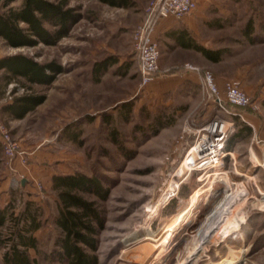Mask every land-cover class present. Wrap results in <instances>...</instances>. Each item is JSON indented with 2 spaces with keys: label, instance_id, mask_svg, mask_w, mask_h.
<instances>
[{
  "label": "rangeland",
  "instance_id": "374dc122",
  "mask_svg": "<svg viewBox=\"0 0 264 264\" xmlns=\"http://www.w3.org/2000/svg\"><path fill=\"white\" fill-rule=\"evenodd\" d=\"M149 1L141 16L139 10L119 9L101 0H72L83 17L57 44L11 48L0 39V57L25 53L40 62L56 60L65 68L50 86L37 87L47 99L27 118L32 135H45L39 138V147L48 153L42 165L56 172L99 174L109 187L108 198L98 199L106 216L96 251L100 264H264V0L238 4L248 6L249 16L256 20L255 39L251 42L243 35V23L225 29L227 44L237 51L215 66L229 77L240 74L237 78L253 102V107L241 109L224 97L223 106L212 99L206 102L202 91L169 92L165 98L147 91L133 60L132 34L144 20ZM105 59L116 61L97 80L93 66ZM129 62L133 64L126 73ZM13 87H8V100ZM23 93L21 89L16 95ZM126 101L134 102L129 119L122 113ZM159 116L168 124L158 129ZM235 117L251 126L250 136L245 131L238 135ZM2 119L12 131L10 122ZM214 120L228 128L222 165L228 182L206 179L209 169L188 171L189 165L184 166L187 174L177 175L190 156L188 150L200 140V128ZM35 137L29 142L38 140ZM17 140L29 153L28 166L32 151ZM254 159L260 165L254 166ZM216 170L211 169V175ZM23 174L30 176L17 164L11 171L6 157L0 163V207L10 212L0 264H5L11 245L19 242V230L27 223L21 215L31 200L42 208V226L33 233L39 244L37 250H29L30 256L36 264H63L54 254L57 194L47 185V176L32 174L26 187L20 180ZM196 192H203L201 199ZM189 205L191 212L183 219L194 214L190 228L171 237Z\"/></svg>",
  "mask_w": 264,
  "mask_h": 264
},
{
  "label": "trees",
  "instance_id": "16d2710c",
  "mask_svg": "<svg viewBox=\"0 0 264 264\" xmlns=\"http://www.w3.org/2000/svg\"><path fill=\"white\" fill-rule=\"evenodd\" d=\"M17 1L0 0V39L11 48L57 44L83 17L80 5H71L72 0H22L20 5H13ZM101 1L113 6H121L128 4L130 0ZM254 28V24L250 22L244 29V33L251 34V42L255 39L252 34ZM115 61L114 59L100 61L98 63L100 75L105 73L108 66ZM64 71L65 68L56 60L40 62L25 53L1 57L0 97L5 96L9 85H14L10 90L12 100L4 103L0 109L5 121L9 123L12 119H22L28 113L35 111L47 99L46 92L39 91L37 87L50 86ZM21 89L24 93L16 95ZM133 106L132 101L123 104L122 113L128 119ZM234 121L240 127L238 135L244 131L246 135H251L252 128L248 123L237 117ZM167 124L160 116L156 117L158 129ZM4 159L0 142V163ZM52 189L57 194V216L54 220L59 230L55 239L56 258L63 264H100L96 251L106 216L98 204V199L108 198L109 187L103 184L99 174L90 175L84 171H75L54 174ZM41 214L39 208L27 204L26 210L21 215L27 223L19 230V242L15 241L5 254V264H36L29 250L38 249L39 240L33 233L42 226ZM9 216V207H0V248L7 243L3 229Z\"/></svg>",
  "mask_w": 264,
  "mask_h": 264
},
{
  "label": "crops",
  "instance_id": "0c3cea01",
  "mask_svg": "<svg viewBox=\"0 0 264 264\" xmlns=\"http://www.w3.org/2000/svg\"><path fill=\"white\" fill-rule=\"evenodd\" d=\"M147 1L148 0H142L139 2V0H130L126 5L111 6L119 9L139 10L142 16ZM241 1L242 0H198L197 8L180 20L167 16L159 21L156 29V37L159 39L160 52H162L160 58L162 73L148 84L149 87L147 91H149L152 96H161L165 98L167 93H175L176 91L181 94L193 93L195 91L201 93L202 72L210 69L214 70L215 79H217L218 84L223 89L225 80L233 77H229L231 75L229 73L223 74L217 71V67L215 66H217L216 64L229 61L228 56L230 54H235L237 51L232 45L227 44L228 37L225 34V29L233 28L242 23L245 29L250 22H252L254 26H257L256 20H254V18L251 19L249 16L250 8L248 6H243L242 8V5H238ZM137 3L140 5L137 6ZM246 14L247 16H245ZM243 35L247 36L251 41V34H246L243 31ZM232 36L230 35V37ZM235 43L238 42L233 41V44ZM133 60H135L134 63L139 71L136 56ZM99 62L100 61H97L93 66V73L97 80L100 78ZM186 63L199 67L200 71L182 68V65ZM132 64V62H129V65L126 64L127 67L125 71L129 70ZM239 75L240 74L235 73L234 76H236V78L233 79L241 81L242 85V80L237 78ZM7 92H9V90ZM6 94L0 97V109L4 103L12 100H8ZM31 113L32 112L28 113L22 119H12L9 121L14 136L19 139L22 146H27V148L32 151V155H30L32 157H29L32 163L27 166L18 159L15 164H17L18 168L27 170L30 176L32 174L36 177L47 176V185L52 187V178L54 174H67L69 172H56L53 171V166L42 165L48 153L45 147H39V138L45 135L37 137L32 135L30 131L31 126L27 123V118ZM0 116L4 118L1 111ZM34 137L38 140L29 142V139ZM30 176L26 174L21 176V181L26 179L25 184H23L26 185V187L31 183ZM28 203H30L33 208H39V211L42 212L40 204L36 201L31 200L28 201L27 204ZM40 218L42 219V216H40Z\"/></svg>",
  "mask_w": 264,
  "mask_h": 264
},
{
  "label": "built area",
  "instance_id": "2783aa9c",
  "mask_svg": "<svg viewBox=\"0 0 264 264\" xmlns=\"http://www.w3.org/2000/svg\"><path fill=\"white\" fill-rule=\"evenodd\" d=\"M198 0H150L147 6V12L144 20L135 27L132 37L134 38V48L137 64L139 67L141 81L143 85L152 82L154 78L162 73L160 66V44L156 37V29L162 18L171 16L180 20L187 14L197 8ZM182 68L188 70H199L190 63L182 65ZM202 92L206 102L214 101V103L223 106V97L231 105L239 107H253V102L248 93H246L241 85V81L237 79H226L223 91L215 79L212 71L205 70L202 72ZM242 118L248 122L247 118L241 114ZM251 124L250 122H248ZM252 125V124H251ZM207 128V129H206ZM219 128L220 131H216ZM224 123H209L207 126L200 128L202 135L196 144L195 159L189 164L191 169H213L224 168V159L227 157L225 152V142L227 140V130L222 131ZM0 142L2 143L5 157L11 171L14 172V164L19 159L23 164L27 163L28 151L21 149L18 140L14 137L11 129L3 121L0 116ZM217 146H219L217 148ZM191 149L188 150V153ZM189 155V154H188ZM223 161L217 167L214 163L216 160Z\"/></svg>",
  "mask_w": 264,
  "mask_h": 264
},
{
  "label": "bare ground",
  "instance_id": "6f19581e",
  "mask_svg": "<svg viewBox=\"0 0 264 264\" xmlns=\"http://www.w3.org/2000/svg\"><path fill=\"white\" fill-rule=\"evenodd\" d=\"M207 129V128H206ZM216 131H220L219 129L217 130L216 129ZM222 131H225V129L223 128L222 130H221V132ZM219 146H217V148H218ZM195 149H196V147H194V148H192L191 149V151H190V156L187 158V160H186V162L182 165L183 167H181V169L177 172L178 174L177 175H180V176H184L185 174H187V172L185 171V168H184V166H186L187 167V165H189L194 159H195V157H196V155L198 154V153H196V151H195ZM223 160L222 159H218V160H216L215 161V165L218 167L220 164H221V162H222ZM252 164L254 165V166H257V165H260L259 164V162H258V160L257 159H254L253 161H252ZM263 167H264V165H263ZM190 168V167H189ZM189 170H191V168L190 169H188V171ZM210 171L211 170H208L207 172H208V174H207V178L206 179H208V178H210L211 176H213L212 178H214V177H216V179H218V178H224L225 179V176H227L228 175V171L226 170V169H223V168H220V167H218L217 168V170L215 171V172H213V175H211V173H210ZM202 177V176H201ZM228 178V177H227ZM203 179L204 178H200V179H198V181H203ZM219 180V179H218ZM226 180V179H225ZM227 181V180H226ZM228 182V181H227ZM232 183H239V182H237V181H233ZM235 186V185H234ZM177 188V187H176ZM205 192H208V191H204V194H206ZM196 193H199V195H201L200 196V199L202 198V195H204L203 194V192L201 193V192H196ZM200 199H197V201H195L194 202V204L196 205L197 203H198V201H200ZM228 203V202H227ZM225 205V204H224ZM228 206V205H227ZM188 207V208H187ZM187 207H185L184 209H183V213H182V215L183 216H179V218H178V220L176 221V225L177 224H179L178 225V227H177V229H175V230H173V232L171 233V237H174L177 233H180L181 231H183L184 229H189L190 228V222H191V220H192V217H193V215L194 214H192L191 215V217L188 219V220H186V221H184V216L185 215H189L190 214V205L189 206H187ZM189 209V210H188ZM220 210V209H219ZM213 221H214V219H213ZM216 221V220H215ZM209 223V222H208ZM212 224H213V222H212ZM214 225V224H213ZM212 225V226H213ZM208 228V227H207ZM209 231V230H208ZM206 233H207V231H206ZM198 234V236H201L202 234L200 233V232H198L197 233ZM208 235V234H207ZM199 238V237H198ZM193 258V257H192ZM192 260V259H191ZM186 264H191V261L189 262V263H186Z\"/></svg>",
  "mask_w": 264,
  "mask_h": 264
},
{
  "label": "water",
  "instance_id": "95a60500",
  "mask_svg": "<svg viewBox=\"0 0 264 264\" xmlns=\"http://www.w3.org/2000/svg\"><path fill=\"white\" fill-rule=\"evenodd\" d=\"M25 182H26V179H24V180L22 181L23 184H25Z\"/></svg>",
  "mask_w": 264,
  "mask_h": 264
}]
</instances>
